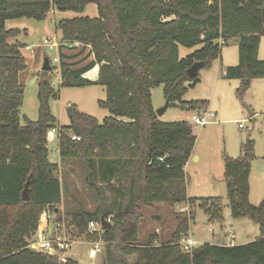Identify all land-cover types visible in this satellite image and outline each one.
Returning a JSON list of instances; mask_svg holds the SVG:
<instances>
[{
    "label": "trees",
    "instance_id": "trees-1",
    "mask_svg": "<svg viewBox=\"0 0 264 264\" xmlns=\"http://www.w3.org/2000/svg\"><path fill=\"white\" fill-rule=\"evenodd\" d=\"M89 4L96 5L97 16L84 14ZM55 8L81 13L55 23L62 32L60 86L91 84L84 74L98 66L95 82L107 91L99 105L111 113L103 121L73 104L67 110L70 124L60 126L50 106L60 88L50 82L48 71H42L38 119L20 122L25 93L21 73L27 63L23 44L15 40L20 30L7 28L6 22L44 20ZM263 36L264 0H0V264H80L72 257L62 261L28 247L41 214L49 207L58 213L54 206L66 187L57 175L59 163L49 159L48 131L56 128L60 160L73 158L83 164L100 202L93 213L79 209L69 224L78 238H98L102 233L109 243L104 264H264V200L256 206L249 199L254 141L243 143L237 158L224 153V177L233 216L257 221L261 235L244 244L204 243L185 252L180 241L191 230L196 208L210 221L223 220L224 202L219 196H188L185 166L197 139L194 126L162 121L152 99L153 87L162 85L169 106L207 110L206 99H182L188 87L200 81V74L190 77L187 70L196 61L211 67L231 39L238 40L239 62L228 66L223 78L241 80L236 94L243 99L252 80L264 78V59L258 56ZM75 42L81 49L72 54L78 48ZM181 46L196 48L182 57ZM73 134L81 139H72ZM28 180L31 199L23 201ZM97 181L116 191L113 205L119 212L110 228L91 235L88 223L112 214ZM160 203L171 210L181 204L193 210L180 218L168 241L141 243L142 211ZM134 214L136 219H127Z\"/></svg>",
    "mask_w": 264,
    "mask_h": 264
},
{
    "label": "rangeland",
    "instance_id": "rangeland-1",
    "mask_svg": "<svg viewBox=\"0 0 264 264\" xmlns=\"http://www.w3.org/2000/svg\"><path fill=\"white\" fill-rule=\"evenodd\" d=\"M84 14L97 16L96 5L89 4ZM78 15H81V13L60 11L55 8L48 13L44 20L26 17L7 20V28L20 30L15 40L23 44L21 52L27 63L26 70L21 73V81L25 86L24 99L19 110L21 124H26L25 118L33 121L38 119V84L42 77L45 58L50 59L53 67L52 70L48 71L47 77L56 88H60L59 97L50 100L52 113L58 119L60 126L70 124L67 110L73 104H76L79 110L93 115L99 121H103L104 118L111 115L107 108L99 105L100 100L107 98V91L104 86L95 82L98 78V71L93 68L84 74V77L92 82L89 85L81 87L60 86L59 63L55 61L59 46L50 48V44L44 42L45 39L50 37L52 42L55 41L60 44L62 32L56 28L55 23L62 18H71ZM236 45H238V41L231 40L222 48L230 51V53L231 49H235V55ZM262 47L264 56V41ZM195 48L181 46L180 55L182 57L186 56L192 53ZM80 49L81 46L79 45L77 49L70 51V53L75 54ZM88 52L89 50L81 57L88 55ZM91 59L92 57H89L86 61ZM214 63L216 65L217 62ZM211 68L212 66L203 68L201 70L203 72L200 74V82L194 87H188L182 97L184 101L212 99V107L209 110L216 112L217 116L209 118L210 123L204 126H194L192 120L194 111L180 104L169 106L159 118L165 122L188 121L194 126L197 139L193 149L195 156L191 158L187 167L190 175V179H188V196L198 198L219 196L222 197L224 202L223 220L210 221L208 215L197 207L195 218L191 220L189 233L200 245L221 242L243 244L261 235L260 224L249 216H233L227 195L223 156L224 153H227L229 156L237 158L242 155V144L248 139L254 141L255 158L251 162L249 199L256 206L262 203L264 200V79L256 80L251 89L245 92L243 99L236 95V89L240 85H236L238 83L236 81L220 80L221 82L214 95L212 80L206 78V75L209 74L212 79L216 74L214 68ZM152 99L156 111L165 107L167 99L164 96L162 85L153 87ZM240 124H243L244 127H240ZM56 129V132L52 129L48 131L49 159L53 163H59L57 175L66 187L61 202L54 206L56 207L55 211L58 213H52L51 220L65 219L68 235L75 239L74 226L69 224L72 215L82 208L93 213L99 208L100 202L87 182L83 164L73 158L60 160L59 134L58 128ZM97 183L103 191L106 206L112 211L107 220L113 225L115 216L119 212L113 205L116 191L107 186L106 183L98 181ZM183 206L188 205L182 204L177 208L178 210H171L164 203L156 204L153 208H144L139 219L141 243H147L154 238L158 239L159 243L168 241L172 237L180 218L193 210V206H191L188 209L189 211L182 212L181 208ZM49 209L52 211L51 207ZM136 217L135 214L129 215L127 219L132 221ZM52 228L53 226L50 225L49 231ZM95 234L96 232L91 233V235ZM101 235L98 238L83 237L85 243H74L66 251L65 256L77 259L80 264H104L106 246L109 243ZM232 235H234V238L231 237ZM92 242H99L103 247V252H100L94 259L89 258L86 253Z\"/></svg>",
    "mask_w": 264,
    "mask_h": 264
},
{
    "label": "built area",
    "instance_id": "built-area-1",
    "mask_svg": "<svg viewBox=\"0 0 264 264\" xmlns=\"http://www.w3.org/2000/svg\"><path fill=\"white\" fill-rule=\"evenodd\" d=\"M44 42L45 44H50V48L59 46V43L55 41L52 42V38L50 37L45 39ZM75 45L79 46L81 44L79 42H75ZM27 48H29V46H27ZM55 61L59 62V59L55 58ZM215 117L216 113L209 109L194 111L192 114L193 125L204 126L210 123L209 118ZM240 127H244L243 124H240ZM72 139L80 140L81 137L73 134ZM160 159L162 160L163 158ZM188 209L189 206H186L181 208V211H189ZM51 214L52 212L50 210H45L41 214L38 228L30 237L28 247L46 254L55 255L59 257L60 260L66 261L68 257L65 256V253L74 243H76V239L68 235L65 225L66 220L60 218V220L52 221ZM50 225L53 226L51 231H49ZM101 230L103 229L100 220H91L88 223V232L95 233L101 232ZM231 237L234 238V235ZM180 245L185 252H192L195 247L199 246V242L189 233L180 241ZM100 252H103V247L99 242H92L90 247L86 250L88 257L91 259L96 258Z\"/></svg>",
    "mask_w": 264,
    "mask_h": 264
},
{
    "label": "crops",
    "instance_id": "crops-1",
    "mask_svg": "<svg viewBox=\"0 0 264 264\" xmlns=\"http://www.w3.org/2000/svg\"><path fill=\"white\" fill-rule=\"evenodd\" d=\"M231 40H233V41H238L237 39H231ZM231 40H229V41H231ZM228 41V42H229ZM263 41H264V36L262 37V39H261V42H260V46H259V52H258V56L259 57H261V58H264V56H263V52H262V44H263ZM234 48V47H233ZM236 54L234 55V50L235 49H231L232 51H231V53H230V51H226V49H224V48H222V53H221V56L217 59V60H215L217 63H216V65H215V61L212 63V68L211 69H213L215 72H216V74H214V77H212V79H211V75H206V78L208 79V80H212V86H213V94L215 95V93L217 92V87L219 86V84H220V80H226V81H236V82H238L236 85H239V84H241V80H239V79H231V80H227V79H225V78H223V75H224V73H225V71H226V68L228 67V66H233V65H237L238 64V62H239V49H238V45H236ZM180 51H181V47H180ZM57 58H58V56H57ZM56 62H58V61H56ZM59 63V62H58ZM94 70H97L98 71V66H95L94 67ZM203 72V71H202ZM202 72L200 71V74H202ZM203 79V78H202ZM261 79H264V78H256V79H253L252 80V82H251V86H250V88H248V90H247V92L249 91V89H251V87L253 86V84H254V82H256V80H261ZM200 80H201V78H200ZM200 82V81H199ZM240 86V85H239ZM237 95V94H236ZM206 100H208L209 101V105H208V109H211V107H212V99H206ZM216 113V112H215ZM216 116H217V113H216ZM54 131V130H53ZM54 132H56V131H54ZM193 156H195V153L193 152V155H192V157ZM191 157V158H192ZM191 160V159H190ZM190 160H189V162L186 164V166H185V170H186V172H187V174H188V179H190V175H189V172L187 171V167H188V165H189V163H190ZM187 193H188V183H187ZM182 205V204H181ZM181 205H179V206H181ZM184 207H186V206H183V208ZM76 239V243L78 242V243H85V241H84V238H78V237H76L75 238ZM248 242H250V241H248ZM222 243V242H221ZM245 243H247V242H245ZM226 244V243H225ZM230 244H232V245H234V243H230ZM241 244V243H240ZM244 244V243H243Z\"/></svg>",
    "mask_w": 264,
    "mask_h": 264
},
{
    "label": "water",
    "instance_id": "water-1",
    "mask_svg": "<svg viewBox=\"0 0 264 264\" xmlns=\"http://www.w3.org/2000/svg\"><path fill=\"white\" fill-rule=\"evenodd\" d=\"M205 67V63L203 61H196L195 63H193V65L187 70L188 74L190 77H196L200 74V71ZM53 67L51 65V61L49 58H45L44 60V64L42 67L43 71H50L52 70ZM169 107V100H167L165 107L158 109L156 111L157 115L160 116L164 113V111ZM30 187H29V180L26 182L25 187L23 189L22 192V197L21 199L23 201H30L31 197H30ZM101 221V225H102V229H108L112 226V223L107 220L104 216H102L100 218Z\"/></svg>",
    "mask_w": 264,
    "mask_h": 264
}]
</instances>
